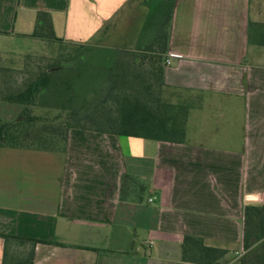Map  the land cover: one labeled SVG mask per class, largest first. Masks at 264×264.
<instances>
[{"label": "crops", "instance_id": "crops-1", "mask_svg": "<svg viewBox=\"0 0 264 264\" xmlns=\"http://www.w3.org/2000/svg\"><path fill=\"white\" fill-rule=\"evenodd\" d=\"M128 1L0 0V64L11 41L44 42L39 11L64 42L108 49ZM250 22L264 23V0H176L164 97L187 111L183 140L74 128L65 151L0 148V233L25 238L9 264H209L184 260L187 235L227 251L214 264H240L246 208L264 206V44Z\"/></svg>", "mask_w": 264, "mask_h": 264}, {"label": "trees", "instance_id": "trees-1", "mask_svg": "<svg viewBox=\"0 0 264 264\" xmlns=\"http://www.w3.org/2000/svg\"><path fill=\"white\" fill-rule=\"evenodd\" d=\"M175 3L162 0L153 8L152 0H129L124 9L139 10V24L134 25L129 40L108 49L99 44L65 42L72 49L60 52L50 63L31 65L25 76L0 64V101L23 106L15 120L0 119V148L65 151L74 128L183 140L187 111L164 97ZM109 29L104 27V32ZM250 30L261 31L260 43L264 44V23L250 22ZM31 35L64 42L56 36L48 11L38 12ZM90 56L94 65L89 70L86 60ZM0 237L5 240L3 264H9V243L25 238L5 233ZM244 245L248 252L240 264H264V206L246 208ZM226 253L205 245L200 237L187 235L183 241L184 260L214 264Z\"/></svg>", "mask_w": 264, "mask_h": 264}, {"label": "rangeland", "instance_id": "rangeland-1", "mask_svg": "<svg viewBox=\"0 0 264 264\" xmlns=\"http://www.w3.org/2000/svg\"><path fill=\"white\" fill-rule=\"evenodd\" d=\"M161 2L162 0H152L153 8L159 6ZM138 14H140L139 10L137 11L134 9L132 11L124 12L123 15L118 19V29L109 35V39H107V44H120L124 42L125 39L129 40V33L134 29V25L136 24V22L138 23ZM33 41L34 40L31 39H18L15 41H11L8 46H10L11 49L15 50L17 54L4 56V62H2L1 64L8 67L16 68L19 75L25 76V74H27V69L30 68L31 65L50 63L53 61L54 58L59 55L60 52L65 51L67 49H72L70 45L65 42H51L44 40V42L41 43ZM26 50H31L30 52L32 53L19 54L24 53ZM93 58L90 56L89 59L86 60V67L88 66L89 70L94 65L92 63ZM25 63H28V65H25ZM22 109L23 106L20 104L1 101L0 119L6 121H13L19 116Z\"/></svg>", "mask_w": 264, "mask_h": 264}, {"label": "built area", "instance_id": "built-area-1", "mask_svg": "<svg viewBox=\"0 0 264 264\" xmlns=\"http://www.w3.org/2000/svg\"><path fill=\"white\" fill-rule=\"evenodd\" d=\"M167 63H169V61H167ZM151 201L153 200V199H150ZM249 201V199L248 198H246V201H245V203H247ZM243 254H244V252H242V253H238L237 254V260L240 258V257H242L243 256Z\"/></svg>", "mask_w": 264, "mask_h": 264}]
</instances>
